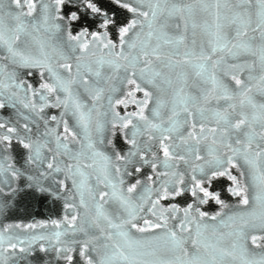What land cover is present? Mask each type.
I'll return each mask as SVG.
<instances>
[{
    "label": "snow or ice",
    "instance_id": "6c2138e0",
    "mask_svg": "<svg viewBox=\"0 0 264 264\" xmlns=\"http://www.w3.org/2000/svg\"><path fill=\"white\" fill-rule=\"evenodd\" d=\"M0 264H264V0H0Z\"/></svg>",
    "mask_w": 264,
    "mask_h": 264
},
{
    "label": "water",
    "instance_id": "95a60500",
    "mask_svg": "<svg viewBox=\"0 0 264 264\" xmlns=\"http://www.w3.org/2000/svg\"><path fill=\"white\" fill-rule=\"evenodd\" d=\"M36 218V219H42V218H46V212L44 209L42 208H38L36 209L34 212H33V216H30V217H27L26 218V222H27V219H32V218Z\"/></svg>",
    "mask_w": 264,
    "mask_h": 264
}]
</instances>
